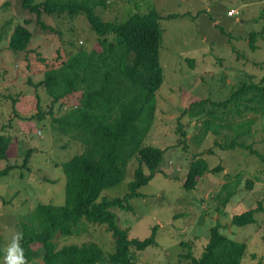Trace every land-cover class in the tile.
<instances>
[{"label":"rangeland","instance_id":"1","mask_svg":"<svg viewBox=\"0 0 264 264\" xmlns=\"http://www.w3.org/2000/svg\"><path fill=\"white\" fill-rule=\"evenodd\" d=\"M149 7H155L162 16L178 15L158 21L162 29L158 50L162 83L155 92L154 116L146 142L164 152L158 165L160 172L138 189L140 197L129 200L132 210L111 209L115 223L127 229L129 238L138 239L149 236L151 228L156 226L157 244L136 251L134 264H192L186 254L200 255L209 229L216 222L221 233L247 244L241 264H264V160L239 147L220 150L213 144L216 136L210 133L201 136L195 125L206 113L198 119L190 113L181 114L194 100L207 97L223 100L240 82H257L264 76V0H107L105 6H97L94 12L102 20L111 21L124 19L128 12H144ZM38 18L44 28L37 22L36 14L22 9L20 0H0V131L11 137L10 155L0 161V167L20 166L0 176V240L9 252L0 259V264H9L8 259L12 264L19 263L20 258L23 264L40 261V251L10 252L11 246L19 235L21 223L37 204L63 203L62 163L81 153L83 148L51 128L52 117L63 114L65 107L61 102L49 113L45 89L30 82L41 79L44 70L77 50L96 49V34L82 13L69 16L42 12ZM16 24H24L32 33L24 51L13 52L7 47ZM251 31L258 33L255 50L249 48ZM214 110L223 119L238 118L223 114L222 109ZM38 112L45 116L38 119ZM253 115L246 112L242 117ZM178 119L185 137L175 131ZM263 126L257 119L251 135L244 140L264 158ZM256 128L260 130L254 132ZM221 137L222 134L217 136ZM29 150L30 157L23 167L24 155ZM198 152L206 158L209 167L220 164L222 170L205 173L195 189L185 190L182 182L193 155ZM136 166L135 159L129 161L124 178L101 194L115 197L126 193ZM239 172V185L221 209L218 196L224 176ZM251 174L256 178L247 190L244 183ZM258 202L263 211L255 213L257 223L244 226L230 223L233 214L254 208ZM83 227L79 234L55 235L54 243L60 247L94 241L105 256L113 252V238L104 224L88 222Z\"/></svg>","mask_w":264,"mask_h":264},{"label":"trees","instance_id":"2","mask_svg":"<svg viewBox=\"0 0 264 264\" xmlns=\"http://www.w3.org/2000/svg\"><path fill=\"white\" fill-rule=\"evenodd\" d=\"M106 2L20 0L22 9L36 14L42 28L44 23L38 18L42 12L66 13L69 16L82 13L96 34L97 44L96 49L77 50L61 59L57 65L44 70L41 79L30 82L45 89L49 98V113L52 107L60 106L61 102L65 107L63 114L52 117L51 128L83 147L81 153L62 163L65 178L63 203L37 204L21 223L19 235L11 246L10 252L22 253L28 249L36 253L40 251V261L33 264H134L136 251L157 244L156 226L143 239L129 238L127 229L116 225L111 209L131 211L129 200L140 197L142 194L138 189L160 172L158 165L164 149L147 143L154 116L155 92L162 83V68L158 59L162 29L158 21L178 15L169 13L162 16L155 7H149L144 12H128L122 20L107 21L94 12L97 6L103 7ZM221 32L224 33V30ZM257 34L255 31L249 33L251 50L256 49L254 41ZM31 37V31L24 24H16L9 35L7 47L13 52L24 51ZM206 105L209 107L206 108ZM215 108L238 118L223 119L215 115ZM246 112L254 113V117H242ZM186 113L197 119L206 113L195 127L201 136L208 133L216 136L213 144L218 149L233 150L239 147L264 160L244 140L251 135L252 125L257 119L264 125V76L257 82H240L223 100L209 97L194 100L181 112L182 115ZM42 115L45 116L42 112L36 114L38 119ZM224 129L226 131L221 132ZM256 130L260 128L254 132ZM175 131L181 137L186 135L179 119ZM220 134L222 137L219 139L217 136ZM10 147V135L0 131V161L9 157ZM208 152L212 153V149H208ZM202 155L201 152L193 155L182 182L183 189L193 190L205 173L222 170L220 164L209 167ZM29 157L30 150L24 155L21 166H26ZM132 159L137 161V166L127 184V192L122 196H103L101 192L104 189L115 186L124 178L126 166ZM18 167L12 164L0 167V176ZM224 177L225 182L218 196L221 209L238 187L241 173H226ZM255 178L251 174L245 179L247 190L252 187ZM261 211L263 208L258 202L254 208L233 214L230 223L235 226L257 223L254 215ZM88 222L105 225V230L113 238V252L105 256L94 241L56 246L53 241L55 235L79 234L84 229V223ZM246 245L221 233L220 225L216 222L209 229L200 255L195 257L188 252L185 257L192 264H241L247 251ZM7 253L0 240V259ZM8 263L12 264L11 259H8Z\"/></svg>","mask_w":264,"mask_h":264},{"label":"clouds","instance_id":"3","mask_svg":"<svg viewBox=\"0 0 264 264\" xmlns=\"http://www.w3.org/2000/svg\"><path fill=\"white\" fill-rule=\"evenodd\" d=\"M18 237V236H17ZM19 264H23L22 258L19 259Z\"/></svg>","mask_w":264,"mask_h":264}]
</instances>
